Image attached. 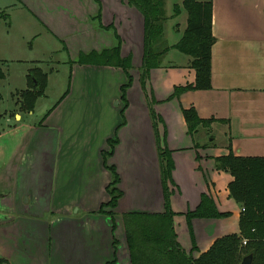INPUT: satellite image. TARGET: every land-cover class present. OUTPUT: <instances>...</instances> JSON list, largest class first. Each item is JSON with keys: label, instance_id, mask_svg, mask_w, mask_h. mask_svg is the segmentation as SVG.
Returning <instances> with one entry per match:
<instances>
[{"label": "crops", "instance_id": "obj_1", "mask_svg": "<svg viewBox=\"0 0 264 264\" xmlns=\"http://www.w3.org/2000/svg\"><path fill=\"white\" fill-rule=\"evenodd\" d=\"M212 1V88L165 101L176 86L195 81L192 58L176 64L167 60L171 49L161 66L152 69L146 92L134 70L143 62L145 21L128 0H0V46L16 35L27 49L18 58L0 52L2 68L13 60L28 63V85L29 71L53 61L56 53L65 52L68 64L74 62L68 95L44 120H27L25 114L32 116L35 109L20 110L19 96L18 112L0 119V259L5 260L0 264H107L115 258L116 264H132L123 214L164 210L150 98L158 101L153 107L161 119L160 135L173 151L176 185L171 201L182 247L192 250L186 213L198 207L203 193L229 215L192 220L197 245L193 255L199 257L219 237L240 232L244 207L230 195L233 176L219 170L215 158L228 154L230 143L236 155L264 156V0ZM173 14L167 13V23ZM176 25L171 26L169 45L187 27L179 30ZM44 40L60 47L44 45L45 60L33 56ZM120 40L121 55L132 56L134 82L128 90L126 124L117 130L123 120L124 70L76 61L81 53L114 48ZM192 106L201 118L228 120L211 124L226 129L225 152H209L208 145L190 135L183 108ZM116 132L119 143L108 162L120 174L123 196L114 220L95 211L110 199L112 173L102 152Z\"/></svg>", "mask_w": 264, "mask_h": 264}, {"label": "trees", "instance_id": "obj_2", "mask_svg": "<svg viewBox=\"0 0 264 264\" xmlns=\"http://www.w3.org/2000/svg\"><path fill=\"white\" fill-rule=\"evenodd\" d=\"M144 16V57L141 67L140 80L147 92L146 82L150 78L152 69L161 66L164 57L171 49H177L189 55L192 59L190 67L196 71L194 82H188L175 87L173 93L165 100L179 98L183 93L191 90H208L212 88V46L216 37L212 32L213 1L212 0H183L182 5L174 6L173 16H178L182 8L187 12V27L180 40L169 45L165 38V24L168 20L166 0H128ZM100 19V15L98 16ZM108 28H111L109 26ZM79 64L101 66H115L124 70L127 81L121 87L123 120L119 130L126 124L125 110L129 106L128 90L133 85L134 76L131 73L132 56L121 55V40L114 48L102 51L81 53ZM73 65V61H69ZM5 77L0 61V80ZM72 71L69 83L61 99L45 114L47 115L68 95L71 85ZM29 88L21 92V108L33 111L40 97H43L48 84V76L40 68L34 67L28 75ZM158 101L150 98V111L154 120V129L158 145L161 168L162 185L164 191V211L162 212H125L123 214L128 249L132 264H244V258L252 256L251 264H264V156H239L228 145V154L215 158L219 170L229 172L233 181L229 185L230 195L244 207L240 218V232L219 237L213 245L199 257L193 255L196 250L195 234L192 226L194 218H222L229 215L221 212L208 193H203L201 203L195 210L186 213L193 247L186 251L178 240L175 228L176 212L172 209V185H176L173 178L175 163L173 151L166 144V138L161 137L158 127L161 120L154 109ZM184 117L188 125V132L194 135L200 127H211L213 122L227 123L226 119L201 118L195 107L183 108ZM43 121L40 122L42 124ZM109 148L102 152L105 166L112 173V180L107 186L110 199L103 203L95 213L108 214L114 218L123 191L119 184L121 177L117 168L110 165L108 160L115 153L119 143L116 135L110 138ZM115 220V218H114ZM116 222L114 221V230ZM244 240H247L244 243ZM117 242V240H115ZM5 260L0 259V263ZM117 258L107 264H116Z\"/></svg>", "mask_w": 264, "mask_h": 264}, {"label": "rangeland", "instance_id": "obj_3", "mask_svg": "<svg viewBox=\"0 0 264 264\" xmlns=\"http://www.w3.org/2000/svg\"><path fill=\"white\" fill-rule=\"evenodd\" d=\"M182 1L183 0H166V12L168 14H171V12L174 13L173 2L182 5ZM181 12L182 13H180L178 16H175L174 19L169 20V22H166L165 24V27L167 29L166 32L168 43V39L172 40L174 38L170 32L172 25L174 26V24H177L176 26L179 28V30H184V28L187 26V12L183 9L181 10ZM177 35L178 34H176V36ZM12 37V41L9 38L5 40V43H8V45L1 44L0 46V52H2L3 56H7L9 58H18V56L27 54V49L23 48L26 43L22 44V40L16 35ZM178 37L180 38V35L177 36L176 39ZM44 45L47 48L59 47L55 43L50 45L48 41L44 40L38 43L37 51L33 54V56L38 58L41 57L44 58L43 60H45L47 58L45 56H48V52L45 51L46 49L44 50ZM189 59V55L182 53L177 49H175L171 53V55L167 57V60L173 61L176 64L185 63ZM67 61V54H65V52H60L55 54L53 61H44V66L38 67L43 73L47 74V76L48 72H52V75H50V80H48L49 85L47 84L44 96L38 100L35 106L34 115L30 116L28 113H24L27 120L39 122L46 114V112L61 99L62 95L68 87L69 74L71 71V67ZM9 63L11 64L10 66L6 67V65H3L2 68L5 70V73L8 74L10 72L9 77L6 80H0V119L8 115H10V117H13L15 113L18 112V106L17 108L15 106L17 101L16 97L19 96L21 98V92L29 88V83L27 85L24 73L27 72L28 66L30 65L26 62H16L15 60ZM51 67H53L55 70L51 71ZM141 67L142 65L137 66L134 69L139 72V75H141ZM22 88L26 89L21 90ZM20 110H23L21 106ZM192 137L194 140L208 145L210 148L208 151L213 152L214 154L225 152L227 148L228 139L226 138V129H224L222 125L200 127L199 130L194 135H192ZM181 141L182 140H180V142ZM146 150L147 157L151 161L154 155L153 149L149 146ZM136 198L137 197H135V200Z\"/></svg>", "mask_w": 264, "mask_h": 264}, {"label": "water", "instance_id": "obj_4", "mask_svg": "<svg viewBox=\"0 0 264 264\" xmlns=\"http://www.w3.org/2000/svg\"><path fill=\"white\" fill-rule=\"evenodd\" d=\"M243 263L244 264H251L252 263V256H248V257L244 258Z\"/></svg>", "mask_w": 264, "mask_h": 264}, {"label": "built area", "instance_id": "obj_5", "mask_svg": "<svg viewBox=\"0 0 264 264\" xmlns=\"http://www.w3.org/2000/svg\"><path fill=\"white\" fill-rule=\"evenodd\" d=\"M247 242V240H244V243H246Z\"/></svg>", "mask_w": 264, "mask_h": 264}]
</instances>
